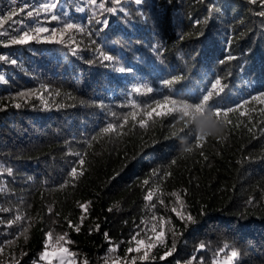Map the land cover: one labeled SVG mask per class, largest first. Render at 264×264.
<instances>
[{"label": "trees", "instance_id": "trees-1", "mask_svg": "<svg viewBox=\"0 0 264 264\" xmlns=\"http://www.w3.org/2000/svg\"><path fill=\"white\" fill-rule=\"evenodd\" d=\"M105 3L118 11L104 14L108 27L99 32L100 26L90 20L95 9L86 0L59 3L56 11L66 13L64 19L94 34L69 33L79 43L75 54L71 43L0 45V55L17 60L15 65L0 60V74L6 78L0 81V170L12 169L0 174V209L11 210L0 211V264H45L39 257L48 231L67 233L73 243L65 246L79 260L111 264V257L126 255L133 233L154 237L152 216L169 221L163 225L166 243L150 249L146 261L133 252L136 264H186L193 255L203 257V264H224L231 250L238 256L229 264H264V104L252 101L229 113L232 124L207 136L201 147L173 115L154 117L144 128L131 117L123 123V116L133 111L123 105L131 100L195 97L217 78L226 85L216 98L223 107L264 91V17L257 14L264 7L259 0ZM81 7L85 10L79 11ZM44 26L61 25L53 21ZM93 39L118 59L100 62ZM157 45L162 56L153 50ZM229 55L235 59L227 60ZM121 67L133 72L121 73ZM181 75L171 91L163 88L162 80ZM141 84L159 91L138 96L131 89ZM22 92L28 95L20 97ZM108 123L123 127L101 133ZM76 153L83 156V166ZM72 167L83 172L75 180L69 176ZM150 191L152 201L145 199ZM177 196L194 223L185 225L172 211L180 210ZM89 201L82 213L79 205ZM17 214L27 219L9 227ZM82 214L76 232L68 221L77 224ZM96 225L99 231L93 230ZM172 228L176 251L161 260L172 245ZM105 233L119 245L116 253L109 254ZM201 242L206 247L196 252Z\"/></svg>", "mask_w": 264, "mask_h": 264}, {"label": "snow or ice", "instance_id": "snow-or-ice-1", "mask_svg": "<svg viewBox=\"0 0 264 264\" xmlns=\"http://www.w3.org/2000/svg\"><path fill=\"white\" fill-rule=\"evenodd\" d=\"M16 0H13L15 3ZM61 0H47V2L39 4L35 8H31L28 4H24L23 6L19 7L18 10L10 9L7 14L0 13V29L4 28V24L8 21H12L13 17L23 13L26 17L32 18L33 23L30 25H25L23 21L19 23V26L14 28H9L6 30L0 31V36H7V41H0V44H4V46L13 45V44H28L30 42H42V43H49V44H69L75 45L72 48L73 54L77 52L79 49V43L71 36L69 33L76 31L82 34H87L89 37L93 36V32L88 31L85 33V29L82 25L77 24L75 22H71L63 17L66 16V13L57 12L56 9L58 8L59 3ZM108 2L116 5H120L122 0H108ZM143 0H134V3L140 5ZM251 4H257L258 0H248ZM87 5L92 6L95 10L92 12L90 20H94L97 25L100 27L97 29V32L102 31L103 29L108 27V19L104 16L105 13H113L115 14L118 9L115 7H106L105 0H86ZM259 4L264 7V0H259ZM85 9L81 7L79 11H84ZM122 10V9H121ZM42 14L45 15V19L41 20L40 17ZM259 16L264 17V10H261L257 13ZM103 17V18H98ZM57 22L61 26L57 27H46L44 26L46 23L50 24L51 22ZM199 21H196L195 24H199ZM47 34V35H43ZM68 36L69 39L66 40L65 37ZM183 39V36L180 37ZM91 43L96 45L94 51L98 53L97 59L100 62H109L114 63L118 58L112 54L110 51L105 50L104 47L97 43L96 40H92ZM157 56L163 55V49L161 46L157 45L154 49ZM227 60H233L235 57L229 55L226 57ZM0 60L7 61L13 65L17 64V60L14 58H10L6 55H0ZM93 61H87V63H92ZM220 63H224V61H220ZM121 73L128 72L132 73L133 68H123L119 69ZM183 79V76H172L171 78L164 79L161 81L163 88L168 89L169 91L172 90V86L176 84L178 81ZM0 81L6 82V78L4 75H0ZM226 85L222 83V80L217 78L214 81L210 82L209 87H205L199 91V94L195 97H175L169 95H163L161 98L157 99L154 96L148 102H142L140 100H131L129 104L123 105L124 107H130L133 111L125 114L123 116V123H127L129 117H131L132 121L138 123L139 127L144 128L149 120L154 119V117H161L167 115H173V119L178 123L180 121L184 122V127L188 129V134L192 135L193 139L196 141V146L201 147L203 141L207 136L213 135L212 130L218 125L220 129L226 125L232 124V120L229 118V113H233L238 109L242 108L244 104H249L252 101H257L260 104H264V91H260L250 97V99H245L243 103H238L235 107H223L217 101V97H220L221 93L224 92ZM133 93L138 96H150L151 94L159 91L148 84H141L131 89ZM20 97H26L27 93H19ZM154 105V107L152 106ZM168 105L170 106L168 111L160 110L162 106ZM17 108L21 105L16 104ZM136 109H139L140 119L137 120L138 112ZM150 109V110H149ZM256 109H253L255 111ZM261 112H264V109H260ZM175 114V115H174ZM115 117L116 114L112 113ZM240 115H245L244 112H240ZM251 119V117H249ZM123 123L116 124V123H108L100 132L103 134L116 132L118 127H123ZM189 125H195L194 128H190ZM135 126V125H134ZM180 131H183L181 129ZM251 131V128H249ZM176 133H174L175 135ZM186 151L191 152L192 148H187ZM77 156H80L78 161L80 166H83L85 160L80 153H76ZM203 155V153H201ZM174 163V162H173ZM3 171L11 174L12 169H3L0 170V174ZM155 173V170H153ZM83 172L78 170L76 167H72L69 172V176L72 180H75L78 175H82ZM144 183H148L145 181ZM63 186V185H62ZM0 191H4L3 188H0ZM175 195V194H173ZM145 199L148 201H152L153 195L150 191L146 196ZM177 202L180 204V210L177 208H172V211L175 215L187 225L188 223H194V217L183 210V202L180 200L179 196L176 197ZM252 200H249L248 203H252ZM91 202H86L80 204L79 207L82 209V213H86L88 210V206ZM160 203L162 204L163 201L161 200ZM152 208L155 207V204L151 205ZM112 209H109L111 211ZM0 211H11L10 209H0ZM49 213L52 212V208L49 207ZM84 215L82 214L80 217V222L77 224H73L71 220L68 221L69 227L72 228L74 231L79 232L80 227L84 221ZM27 219L26 216H21L17 214L14 218L8 221V226L11 227L13 224L19 223L22 220ZM152 223L150 231L154 233V237L146 236L145 238H138L140 236V231H137L132 234L130 240L127 242L130 246L126 249V255L124 257H111V264H136L137 257L131 256L133 252L139 255V259L141 261H146L150 258L149 250L156 247L157 243L165 244L167 233L164 231L163 225L165 223H169V221L165 220L164 217L157 218L156 216L151 217ZM159 227V230H157ZM100 226H95V231H99ZM139 228V226H138ZM28 231L27 227H21V232L26 233ZM143 231V229L141 230ZM169 232L172 236V245L168 248L163 255L160 256L161 260H165L167 257L173 255L176 251V236L177 232L174 228L169 229ZM46 239L44 244V250L41 252L39 259L43 261H47L48 264H52V261L55 259L58 261V264H88L86 259L79 260L77 254L72 252L66 244L73 243L72 241L67 239V233L64 234H55L53 231H48L45 233ZM106 240H109L110 247H109V254L116 253L118 251L119 245L112 244L110 238L107 233H105ZM25 239L27 237L25 236ZM13 241H7L8 244H11ZM123 243V242H121ZM135 245V247L131 245ZM206 245L201 242L196 249V252H199L201 249H204ZM228 246L225 245L223 248L219 249L217 252V256L220 253H224L225 249ZM4 248L0 245V252H3ZM238 256V252L236 250H231L230 255L225 253V260L224 264H229L235 257ZM203 264V257H200L199 260L197 259L196 255H193L186 264ZM18 264V262H17ZM105 264H108V261H105ZM177 264H180V261H177Z\"/></svg>", "mask_w": 264, "mask_h": 264}, {"label": "built area", "instance_id": "built-area-1", "mask_svg": "<svg viewBox=\"0 0 264 264\" xmlns=\"http://www.w3.org/2000/svg\"><path fill=\"white\" fill-rule=\"evenodd\" d=\"M38 1L39 0H16V2L13 3V0H2L0 3V13L7 14L10 9L18 10L19 7L23 6L24 4H28L31 8H35V6H37ZM21 21H23L25 25H30L33 23L32 18H28L23 13H21V15L16 16V18H13L12 22L6 29L19 26V23ZM7 39H8L7 36H0V41L6 42ZM0 45H4V44H0ZM9 57L12 58L11 56Z\"/></svg>", "mask_w": 264, "mask_h": 264}, {"label": "clouds", "instance_id": "clouds-1", "mask_svg": "<svg viewBox=\"0 0 264 264\" xmlns=\"http://www.w3.org/2000/svg\"><path fill=\"white\" fill-rule=\"evenodd\" d=\"M221 129L220 127L217 125L213 130H212V134H216L217 132H219Z\"/></svg>", "mask_w": 264, "mask_h": 264}, {"label": "rangeland", "instance_id": "rangeland-1", "mask_svg": "<svg viewBox=\"0 0 264 264\" xmlns=\"http://www.w3.org/2000/svg\"><path fill=\"white\" fill-rule=\"evenodd\" d=\"M1 1H2V0H0V3H1ZM1 74H3V73H1ZM1 74H0V75H1ZM45 264H48V262L46 261ZM52 264H58V261L54 259V260L52 261Z\"/></svg>", "mask_w": 264, "mask_h": 264}]
</instances>
